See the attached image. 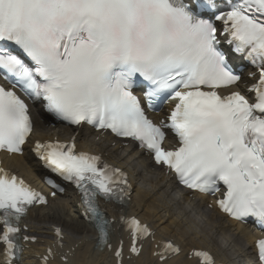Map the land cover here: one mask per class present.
<instances>
[{
    "label": "snow or ice",
    "instance_id": "snow-or-ice-1",
    "mask_svg": "<svg viewBox=\"0 0 264 264\" xmlns=\"http://www.w3.org/2000/svg\"><path fill=\"white\" fill-rule=\"evenodd\" d=\"M222 41L256 66L254 103L239 91H217L240 80L220 50ZM0 78L11 85H0V150L22 152L33 128L31 101L58 121L139 142L155 165L193 192L215 194L222 182L226 191L217 207L264 228V0H228L223 9L218 0H0ZM165 97L174 107L154 123L144 103L155 110ZM164 129L178 137V147L163 146ZM33 151L79 190L83 215L96 230L95 248L113 251L116 264H123L122 242L111 243L113 221L99 200L126 204L132 189L127 173L77 152L75 137L36 141ZM46 202L0 169L6 264H15L22 251L20 218L28 206ZM119 219L131 233L129 251L139 254L137 243L151 230L135 217ZM56 235L63 240L60 229ZM256 247L264 264V238ZM165 251L180 249L168 242L162 261ZM194 254L202 264H216L206 250ZM43 260L47 264V256Z\"/></svg>",
    "mask_w": 264,
    "mask_h": 264
},
{
    "label": "bare ground",
    "instance_id": "bare-ground-1",
    "mask_svg": "<svg viewBox=\"0 0 264 264\" xmlns=\"http://www.w3.org/2000/svg\"><path fill=\"white\" fill-rule=\"evenodd\" d=\"M35 124H36V130L38 133L44 134V136L47 134L48 131H52L53 129L48 127L46 119L42 115H38L35 117ZM82 132L78 133V136L81 140L84 139V142L86 145H88L91 149L98 151L100 148L102 149V153L107 152L108 158L112 161L117 163L118 165H121L124 167V164L128 163L130 160L134 161L135 165L132 168L133 170L138 169L139 172L142 170H146L148 175L146 176L145 180L149 182L150 188H153L152 190H145L143 191L141 188H138L136 191L135 196L133 197L132 201L128 205L127 209L129 210V213H136L140 217H142L144 220H147L151 223L153 227L156 228L157 237H163V238H182V236H185V239L188 240L189 238H192L191 234H189L185 228H183L184 220L178 219L177 216L173 213L172 210H174L172 204L169 205L168 202H166L165 199L159 198L155 201V198L153 196L150 197L151 200H146V196L150 195V191H153L155 193H166L168 194V198L171 197L170 189H174L175 187L172 185V183L169 181H165V177L162 174V171L160 169H156L155 171H150V165L149 160L143 156H141L137 151H130L127 155L118 154V150L115 147H110L109 145H106L104 143H99L94 141L91 138V134L88 130L81 129ZM75 132V130L69 131V133H64V137H68L69 134ZM78 132V131H77ZM6 163L9 165H12L15 168H18L21 170L26 176L30 177L33 173V169H26L23 168V158L20 157H12L9 159H4ZM137 167V168H136ZM138 174L135 175L131 171V177L132 179H138ZM158 190H161L158 192ZM161 200V201H160ZM203 198H198L197 207L198 209L204 211L203 208ZM58 206L61 207V210H66L69 208L71 211L75 213V211L72 208L73 205V199L71 196L64 199L62 197L61 199H58L56 201ZM172 202H174V199H171ZM180 201V200H179ZM176 205L179 204L178 199H176ZM161 207V208H160ZM114 208H112V211ZM206 212V211H204ZM207 212L209 214H213L209 218H206L205 221L212 224V230H214L216 235L222 234V225H220L219 216L215 215L212 211L207 209ZM37 217H34V220L39 219H45L44 221L53 220V218H50L48 216H45L41 213L36 214ZM78 221L75 220H69L65 221L66 229L73 232L68 235L67 238L72 242H78L79 241V247L78 250L75 253V256L73 258L72 264H112L110 258L106 255L104 250H98L93 247V244L95 241H87L85 242V238L92 236L91 229H85L86 225L84 222L80 220V218L77 216ZM59 223V222H57ZM63 223V224H64ZM64 226V225H63ZM87 228V227H86ZM239 229V228H238ZM33 232V231H32ZM40 233H43L41 231ZM48 233V232H47ZM201 234V233H200ZM230 238V242L232 243L233 247L240 246V243L235 240L231 239V237L228 236L227 240ZM195 239V238H194ZM245 241L250 242L249 238L246 236L243 237ZM216 242H218L216 240ZM184 244V243H183ZM240 252V253H239ZM234 255L238 258L239 262H242V259L250 261V257L241 252V248L237 247V249L234 250ZM150 255V250L148 249L146 253H143L138 256L134 264H159L154 261ZM124 264H132L130 262H125ZM161 264H193L192 261H189L186 259V257L180 256L174 261H169L168 263L164 262Z\"/></svg>",
    "mask_w": 264,
    "mask_h": 264
},
{
    "label": "rangeland",
    "instance_id": "rangeland-1",
    "mask_svg": "<svg viewBox=\"0 0 264 264\" xmlns=\"http://www.w3.org/2000/svg\"><path fill=\"white\" fill-rule=\"evenodd\" d=\"M153 188H149L148 190H152ZM161 190H158V192H160ZM168 199V197L166 198V200ZM170 205V204H169ZM58 208H59V210L61 209V207L60 206H58ZM52 212V211H51ZM65 214H67L65 211H64V213H61L60 214V222H62V225H64L63 223H64V220H66V219H69V215H66L65 216ZM49 217V216H48ZM51 218V217H50ZM45 222H49V221H45ZM194 227H196V229L194 230V231H196L197 232V230L198 231H200V232H197L199 235H201L202 234V232H205V230H203V228L202 227H200V226H195L194 225ZM201 233V234H200ZM194 239V238H193ZM195 241H201V240H199V239H194Z\"/></svg>",
    "mask_w": 264,
    "mask_h": 264
}]
</instances>
